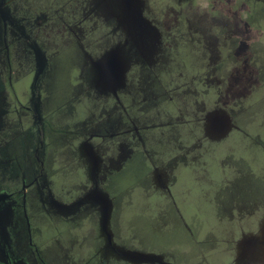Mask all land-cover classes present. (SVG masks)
<instances>
[{"label":"rangeland","instance_id":"rangeland-1","mask_svg":"<svg viewBox=\"0 0 264 264\" xmlns=\"http://www.w3.org/2000/svg\"><path fill=\"white\" fill-rule=\"evenodd\" d=\"M192 2L0 0V264H264V0Z\"/></svg>","mask_w":264,"mask_h":264},{"label":"crops","instance_id":"crops-1","mask_svg":"<svg viewBox=\"0 0 264 264\" xmlns=\"http://www.w3.org/2000/svg\"><path fill=\"white\" fill-rule=\"evenodd\" d=\"M8 145L5 146L4 149H1L0 150V158H3L5 159L6 155L8 154V151L6 149ZM89 170V174H88V177H87V183H82L80 181V178L78 181L75 182V191L79 192V196L81 195L80 199L78 197V203L81 204V205H77L76 206V209H81V211L85 210L86 211V214L88 215V213H90V218L92 219V216H94L95 219L96 218V213H95V209L93 207H91L92 204H94L92 201H91V197H94V195H91L90 192L88 193V190L90 187H93L95 188L96 187V172L92 171L93 169L91 168L90 166V163H88V168L86 166L84 167H81V169L79 170H76V172H80V171H88ZM36 171V170H35ZM93 172V173H91ZM10 173L11 174V177H10ZM10 173H8L6 176H5V179L8 181V184L10 185L11 183H16L18 180L21 179V175L19 174V170L17 167H13L11 170H10ZM14 173V174H13ZM24 177L28 180H32V177H33V166L30 165V168L27 170H25V172H22ZM87 176V175H86ZM2 178V175L0 174V179ZM9 179V180H8ZM82 186V187H80ZM84 186H87L86 189H82ZM81 192V194H80ZM121 200V199H120ZM89 204V205H88ZM91 204V205H90ZM74 207V206H73ZM75 209V207H74ZM95 210V211H94ZM65 211H70L69 208L68 210H65ZM100 214H98V218L100 220V223L98 222V224H92L90 228L91 230V238H92V242H94L95 244L99 241H101V244H102V250L103 251H106V247H107V251L109 253H111V250H112V241L111 240V236H112V228L110 226L111 224V221L110 219H112L111 217V213L107 212V211H100L99 212ZM89 230V232H90ZM101 244L99 245L98 248L101 247ZM64 247V246H63ZM68 247V246H67ZM81 249V248H80ZM69 250L68 248H64V251H67ZM105 257H100V256H94V258H92V256L89 254V260H91L93 262V264H109L108 262H106V260H108L107 257H111L112 260H115L117 257L113 256V255H110L108 254L107 256L104 255ZM115 258V259H113ZM119 262V261H118Z\"/></svg>","mask_w":264,"mask_h":264},{"label":"clouds","instance_id":"clouds-1","mask_svg":"<svg viewBox=\"0 0 264 264\" xmlns=\"http://www.w3.org/2000/svg\"><path fill=\"white\" fill-rule=\"evenodd\" d=\"M192 11L197 15H209L217 16L219 15V10H214L213 0H193ZM227 16V12L224 13ZM249 45L259 44L264 45V35H256L254 38L247 41Z\"/></svg>","mask_w":264,"mask_h":264},{"label":"trees","instance_id":"trees-1","mask_svg":"<svg viewBox=\"0 0 264 264\" xmlns=\"http://www.w3.org/2000/svg\"><path fill=\"white\" fill-rule=\"evenodd\" d=\"M132 165H136V167L138 168V171L134 172V173H133L134 175H131V174H130V176H129V181H128V185H130V187H131L132 185L135 184V180H134L133 176L137 175L136 173L139 172V170H140V168H141V166L138 165L136 162H135V163H132ZM136 167H135V168H136ZM140 175H141V173H140ZM118 186H120V185L118 184ZM120 187H121V186H120ZM119 192H122V189H121Z\"/></svg>","mask_w":264,"mask_h":264}]
</instances>
